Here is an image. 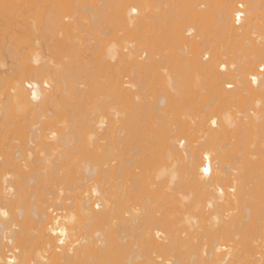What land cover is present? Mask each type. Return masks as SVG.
Returning <instances> with one entry per match:
<instances>
[{"label": "bare ground", "instance_id": "6f19581e", "mask_svg": "<svg viewBox=\"0 0 264 264\" xmlns=\"http://www.w3.org/2000/svg\"><path fill=\"white\" fill-rule=\"evenodd\" d=\"M22 1L0 0L1 37L21 24ZM40 2L39 52L14 48V31L0 37V69L2 56L11 63L0 101V264H264V0ZM69 16L88 20L86 30ZM156 43L165 60L153 59ZM192 93L207 94L202 109L172 122ZM89 97L92 117L79 110ZM142 114L159 122L158 143L141 135ZM151 145L198 195L196 216L184 205L177 226L154 216L150 195L134 200L157 159ZM76 177L78 193L60 197L55 188Z\"/></svg>", "mask_w": 264, "mask_h": 264}, {"label": "rangeland", "instance_id": "374dc122", "mask_svg": "<svg viewBox=\"0 0 264 264\" xmlns=\"http://www.w3.org/2000/svg\"><path fill=\"white\" fill-rule=\"evenodd\" d=\"M33 1H35V2H33ZM30 0V3L31 2H33L32 4H30L29 3V0L27 1V0H24V1H22L23 3H20V4H22V5H20V4H17L18 5V8H19V5H20V9L22 10L23 9V7H24V11L22 10L20 13H22L23 15H22V18L21 17H19V20L18 21H20L21 22V24L18 22L17 23V18L16 19H13L12 21V23H13V25L16 27V29H14V26H8V27H13V28H10V29H12V31L11 30H5V31H2V33H1V35H2V37L1 38H7L8 39V37L6 36L9 32H13V33H10V34H13V35H9V36H11V38H12V40L14 41V48H17L21 53H23V54H25L26 56H27V54H28V51H31V49H35L36 50V47H39V45H37V44H39V42H40V40H41V38L40 37H42V34H40L41 33V30H42V25H43V23H44V21H45V18L43 19L42 18V11H43V8H40V6H42L43 7V5L42 4H45L44 2H40L39 0H38V2L36 1V0ZM37 2V3H36ZM61 3V6H64V7H66V8H68V7H71L70 6V4H68V3H65V2H60ZM24 4H26V6H24ZM39 5V7H38V5ZM36 5V6H35ZM15 6H16V4H15ZM35 6V7H34ZM235 6H237L236 5V3H235ZM17 7V6H16ZM25 7H27V8H25ZM72 7H74V5L72 6ZM29 8V9H28ZM35 8V9H34ZM26 9V10H25ZM30 9H32V10H30ZM40 9V10H39ZM72 9V8H71ZM27 10H30V14H29V11L27 12ZM40 12V13H39ZM27 14V15H25V14ZM85 13V12H84ZM76 16V15H75ZM70 17V19L68 18V20L70 21V22H72L73 24H75V27H72V25H70L71 27H72V29H79L81 32H82V30H86V27L85 26H83V25H89L88 24V20H84V19H80V17H78V19H76L75 17L72 19L71 17L72 16H69ZM84 17V16H83ZM15 18V17H14ZM42 18V19H41ZM21 19H23V21L21 20ZM75 19V20H74ZM86 19V18H85ZM66 20V21H65ZM67 18H65L64 19V21L67 23ZM16 21V22H15ZM22 22H24L23 24H22ZM43 22V23H42ZM11 23V24H12ZM15 23V24H14ZM18 24H20V26L18 25ZM69 24V23H68ZM77 26V27H76ZM154 28H156V30H157V32H163V31H165V29H164V27H160V26H155ZM160 28V29H159ZM163 28V29H162ZM89 29V28H88ZM87 29V30H88ZM79 30H77V31H79ZM84 32V31H83ZM88 33H89V31H88ZM87 33V34H88ZM91 33H93V31L91 32ZM90 33V34H91ZM95 33H97V31H95L94 32V35H95ZM125 33V32H124ZM127 33V32H126ZM5 34V35H4ZM82 34V33H81ZM118 34L119 35H122L123 34V32H121L120 31V33L118 32ZM166 34H168V33H166ZM164 35V37L165 36H167V35ZM89 35V34H88ZM124 35V34H123ZM193 35V34H192ZM92 36H93V34H92ZM125 36H127V35H125ZM88 38H92V37H90V36H87ZM128 37V36H127ZM166 38V37H165ZM2 39V40H3ZM4 39V40H5ZM6 39V40H7ZM40 39V40H39ZM1 40V39H0ZM156 41V40H155ZM160 41V40H159ZM159 41H157V42H159ZM38 42V43H37ZM162 41H160V43H161ZM4 43H5V41H4ZM37 46H36V45ZM158 43H156L155 45H156V47H155V45H154V52L155 51H157V53L155 52V54L153 55V59L154 60H156V59H164L165 60V57L167 56V49H162L161 48V46L159 47L158 45H157ZM35 46V47H34ZM158 46V47H157ZM167 46V45H166ZM30 47H32L31 49H30ZM163 47V46H162ZM160 48H161V50H160ZM38 49V48H37ZM39 50V49H38ZM38 50H36V51H38ZM166 52H165V51ZM23 51V52H22ZM33 51V50H32ZM35 51V52H36ZM169 52H170V50H168ZM35 52H33L34 54H35ZM39 52V51H38ZM37 52V53H38ZM168 52V53H169ZM163 53H164V55H163ZM171 53V52H170ZM3 54H5V53H3ZM25 55H24V57H25ZM163 57V58H161V57ZM23 57V56H22ZM159 57V58H158ZM4 59V62L6 63L4 66H3V70L2 69H0V83L2 84H0L1 86H3V84H4V87H1L0 86V94H2V95H0V101H2L3 99L2 98H4V96H7V94L9 93H7V91H10L9 89V86H8V81L9 80H7L9 77L7 76V73L5 72V69L6 68H8V67H10V66H8V65H11V63H9V59L8 58H6L5 56H2L1 57V59ZM7 61H8V63H7ZM169 65V64H168ZM164 66H166V65H164ZM163 66V67H164ZM161 68L160 67V69L159 70H156V72H157V74L159 75V73H158V71L160 72V75H161V73H162V75H164L165 74V72H166V69H167V67H166V69H164V68ZM164 70V71H163ZM2 71V72H1ZM170 70H167V74H168V72H169ZM153 72H154V70H153ZM152 72V73H153ZM156 72H154L155 74H156ZM157 74H156V76H157ZM262 74V73H261ZM6 75V76H5ZM153 77H154V79L152 78H150L149 79V85H150V87H149V85H147L146 84V88L147 89H149V88H151V89H149L148 91H150V92H152V91H154L155 89H156V91H157V89L159 90L160 89V83H159V80H157V79H155V76L154 75H152ZM151 76V77H152ZM2 77V78H1ZM4 78H7V79H4ZM157 78V77H156ZM7 80V81H6ZM5 83H4V82ZM156 91H154V93H156ZM158 92V91H157ZM5 94V95H4ZM3 96V97H2ZM191 96L192 97H194L193 98V102L191 103V104H188V102H186L188 105H186V106H182V108H180L181 106H179V109H178V111L181 113V115H180V113H179V115L180 116H178V111H177V113L176 112H174V114H171L172 116H169L170 118V120H174V121H172V122H174V123H176V122H179V121H181V122H185V121H189L190 119H191V117H194L195 116V112L196 113H199V111L202 109L201 107H202V105L201 104H205V103H203L204 101L202 100V98H204V97H207V94H204L202 97L201 96H199V95H197V94H195V93H192L191 94ZM198 97V98H197ZM87 98H88V96H87ZM89 98H91V97H89ZM2 99V100H1ZM101 98H99V100H98V102H100L101 100H100ZM86 101V100H85ZM85 101H84V103H85ZM90 101V100H89ZM87 103H89V105L88 104H82V105H84V107L82 106V107H77V108H79V110L81 111V113H82V111H83V113L82 114H84V112H85V110H86V112L87 113H89V117H92L93 116V114L94 113H92V112H94L97 108H95L94 109V111H93V109H92V106L94 105V107H95V103L92 101V98H91V101L90 102H88V99H87V101H86ZM93 104H92V103ZM90 103H91V105H90ZM185 102L183 103L184 105L186 104ZM80 104V103H79ZM79 104H78V106H79ZM77 105V104H76ZM87 107H86V106ZM97 105H99V103H97L96 104V106ZM90 106V107H89ZM93 107V108H94ZM97 107H100L101 109H102V106L100 105V106H97ZM76 107H75V109H77ZM88 108V109H87ZM89 108H91L90 110H91V112H90V110H89ZM188 108V109H187ZM84 109V110H83ZM99 109L100 110V112L104 109ZM191 109V110H190ZM198 109H200L199 111H197ZM79 110H78V113L77 114H79ZM89 112H88V111ZM105 110V109H104ZM186 110H188L187 112H185ZM192 112V114H191V112ZM195 111V112H194ZM75 112H77V111H74V113ZM104 112V111H103ZM103 112H101V113H103ZM184 112V113H183ZM74 113H72V114H74ZM81 113L79 114V115H81ZM95 113H96V111H95ZM99 113V111H97V114ZM183 113V114H182ZM186 113V114H185ZM91 114H92V116H91ZM96 114V115H97ZM140 114V113H139ZM175 114H177L176 116H175ZM194 114V115H193ZM85 115H87V114H85ZM189 115H191V116H189ZM74 116H77L76 115V113L74 114ZM143 114L142 115H140V116H138L139 117V120L136 118V120L137 121H139L141 124L139 125L140 127H146V130L147 131H145V129L143 128V130L142 131H144V132H142V134L141 135H143V134H148V136L150 137V135H151V137L150 138H148V139H150V140H154V139H156L157 137H159V126L160 125H158L159 124V122L157 121V122H154L155 120L154 119H156V118H154V119H152L151 118V116H148V118H146L145 119V117L146 116H144L143 118ZM187 116H189L188 118H187ZM237 116H242V115H237ZM84 117V116H83ZM83 117H79V118H83ZM89 117L88 118H86L87 119V121H88V119H89ZM73 119H77L78 120V118H74V117H72ZM179 118V119H178ZM14 119H16V118H14ZM85 119V120H86ZM91 119V118H90ZM152 119V120H151ZM16 120H19L18 118L16 119ZM69 120H72V119H69ZM83 120V119H82ZM85 120H83V121H85ZM144 120H145V122H144ZM147 120V121H146ZM73 121V120H72ZM142 121H143V123H148L146 126H143V123H142ZM70 122V121H69ZM68 122V123H69ZM76 122V121H75ZM78 122V121H77ZM76 122V124L75 125H78L77 127H79V125L80 124H82V123H84V122H82V121H80V119H79V123L80 122H82V123H80V124H78ZM181 122H179V123H181ZM68 123H67V125H68ZM85 123H86V121H85ZM64 124H66V123H64ZM64 124H63V126H64ZM70 124V123H69ZM144 124V125H145ZM62 125V124H61ZM84 125H86V124H84ZM66 126V125H65ZM148 126V127H147ZM67 127H70L69 125L67 126ZM82 127V126H81ZM153 129H152V128ZM147 128H149V129H147ZM86 129V128H85ZM157 129V130H156ZM149 130V131H148ZM150 130H151V132H150ZM153 130V131H152ZM264 128L262 129V132L260 133V132H258V138H259V136H261L260 138H259V140L258 141H260V140H262V142H258V143H260L261 144V146H264L263 144H264V140L263 139H261L262 137L264 138ZM155 135H157V136H155ZM158 133V134H157ZM144 136V135H143ZM146 136V135H145ZM153 136H154V138H153ZM12 137V136H11ZM256 138V137H255ZM11 139V138H10ZM149 140V141H150ZM156 141H157V139H156ZM144 143V142H143ZM142 143V144H143ZM157 143H158V141H157ZM146 144V143H145ZM156 144V143H155ZM255 144H257V140H256V143ZM144 145V144H143ZM147 145V144H146ZM152 145H153V143H152ZM152 145H151V147H152ZM259 145V144H258ZM257 145V146H258ZM149 146V145H148ZM147 146V147H148ZM154 146V145H153ZM151 147H150V149H146L145 150V152H151L150 154H152L153 153V149H155V150H157V147H155V148H153L152 147V149H151ZM161 147V145L158 147V149ZM255 147V146H254ZM253 147V148H254ZM4 148V147H3ZM250 148H252V146L250 147ZM258 149L260 148V146L259 147H257ZM144 149H145V145H144ZM263 149H264V147H263ZM153 150V151H152ZM161 151V150H160ZM147 152V153H148ZM155 152V151H154ZM158 152H159V150H158ZM161 153V152H160ZM160 153L158 154V156H160ZM150 154H148V156L150 155ZM154 154V153H153ZM152 154V155H153ZM153 156H157V155H153ZM157 156V159H159V157ZM152 157V156H151ZM152 160V161H146V165H144V167H143V173L147 176V178H148V180L146 181L147 183H144V184H146V186L145 185H143L144 187H143V189L144 190H142L141 191V189L138 191V196H134V200L136 199V198H138L139 199V201H140V198L139 197H141L142 199H143V195L145 194V195H147L148 197H149V195H150V202H149V204L151 205H149V207L150 208H152V212L155 214L154 216H157L158 218H161V219H163V220H166V221H168L167 219H169V220H171V222L170 223H174L175 222V224H176V226L177 225H179L180 224V222L178 223V220H175V219H179V218H181L183 215H187V214H193L194 213V210L193 209H191L192 207L194 208V206H195V204L193 205V206H191L190 204H192V202H194V200L196 201V197H197V200H198V195H197V192H196V190L193 188V186L191 185V184H189V183H186V182H179V181H173L171 178H170V176H168V172L170 171V168H168V166H166V163H164V161L163 160H161V159H159V160ZM70 167H72V166H70ZM214 167V166H213ZM73 168V167H72ZM72 168H68L69 170H71ZM65 169L66 170H68L66 167H65ZM64 168H63V172L65 171L66 172V170H65ZM72 172H73V169L71 170ZM60 173H62L63 174V172L62 171H59ZM65 172H64V174H65ZM70 172V171H69ZM74 172L76 173L77 172V170L75 171V169H74ZM214 172V171H213ZM68 173V172H67ZM59 174V173H58ZM70 174H71V172L69 173V174H67L68 175V178H70ZM77 174V173H76ZM79 174V173H78ZM263 174H264V172H263ZM66 175V174H65ZM72 176V175H71ZM73 176L75 177V175H74V173H73ZM72 176V177H73ZM78 177H79V175H77ZM263 177H264V175H262ZM78 177H76V178H74V179H72V181H69L68 182V184L67 185H65L63 188L62 187H53V188H55V189H59V191L58 190H55V192L56 191H58V195L60 196H62V195H68L67 197H69V196H71V194H73V192H77L78 193V191L76 190V189H69L72 185H75L76 183H78V182H76L75 180H77V179H79ZM65 178V177H64ZM67 178V177H66ZM69 180H71V178L69 179ZM73 180L76 182H73ZM79 184V183H78ZM77 186V185H76ZM79 186V185H78ZM141 187V186H140ZM60 188H61V190H60ZM52 189V188H51ZM51 189H49L48 191L50 192V193H52V191L54 190H52V191H50ZM61 191H62V193H61ZM73 191V192H72ZM146 192H147V194H146ZM137 193V192H136ZM140 193V194H139ZM195 193H196V195H195ZM143 194V195H142ZM75 194H73V196H74ZM133 195H136V194H134L133 193ZM51 196V195H50ZM49 196V197H50ZM55 196H57V195H55ZM60 196V197H61ZM63 197V196H62ZM51 198V197H50ZM53 199H56L55 197H52ZM63 198H66L65 196L63 197ZM145 198V197H144ZM194 198V199H193ZM68 200H67V202L69 203L70 201L69 200H71L70 198H67ZM35 200H37V199H35ZM187 200V201H186ZM193 200V201H192ZM32 201V200H31ZM72 201V200H71ZM136 201V200H135ZM138 200H137V202H139ZM190 201H192L191 203H190ZM33 202V201H32ZM32 202L31 203H28L29 205L30 204H32ZM55 202H56V200H55ZM182 202V203H181ZM197 202V201H196ZM66 203V202H65ZM179 203H181V204H179ZM188 203H189V205H188ZM195 203V202H194ZM37 204H38V200H37ZM183 204V205H182ZM187 207V205H188V208H186V212H187V214H183V212L184 213H186L183 209L185 208V206ZM190 206V207H189ZM182 207H184V208H182ZM28 208V207H27ZM188 210H191L190 212H192V213H190V212H188ZM193 210V211H192ZM58 212V211H57ZM183 214L182 216H181V214ZM180 214V215H179ZM194 216H196V213L195 214H193ZM179 216V217H178ZM175 218V219H174ZM175 226V225H174ZM175 226V227H176ZM195 241V240H194ZM230 264V263H229Z\"/></svg>", "mask_w": 264, "mask_h": 264}, {"label": "built area", "instance_id": "2783aa9c", "mask_svg": "<svg viewBox=\"0 0 264 264\" xmlns=\"http://www.w3.org/2000/svg\"><path fill=\"white\" fill-rule=\"evenodd\" d=\"M237 10H238L239 12L242 11L241 6H238V7H237ZM237 17L241 18V14H240L239 16H238V15L235 16V21H236V23H237L238 20H239V18L237 19ZM258 71H259V73L263 72L261 69H259Z\"/></svg>", "mask_w": 264, "mask_h": 264}, {"label": "snow or ice", "instance_id": "6c2138e0", "mask_svg": "<svg viewBox=\"0 0 264 264\" xmlns=\"http://www.w3.org/2000/svg\"><path fill=\"white\" fill-rule=\"evenodd\" d=\"M239 17H237V19H238ZM262 71H264V68H262L261 69ZM229 87H231V85H229ZM205 159H207V157H205ZM203 171L205 172V173H208L209 172V168L208 167H205L204 169H203Z\"/></svg>", "mask_w": 264, "mask_h": 264}]
</instances>
